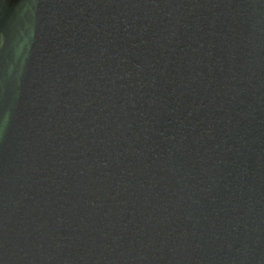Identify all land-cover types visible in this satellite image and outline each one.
Wrapping results in <instances>:
<instances>
[{
  "label": "water",
  "instance_id": "95a60500",
  "mask_svg": "<svg viewBox=\"0 0 264 264\" xmlns=\"http://www.w3.org/2000/svg\"><path fill=\"white\" fill-rule=\"evenodd\" d=\"M0 264H264V0H0Z\"/></svg>",
  "mask_w": 264,
  "mask_h": 264
}]
</instances>
